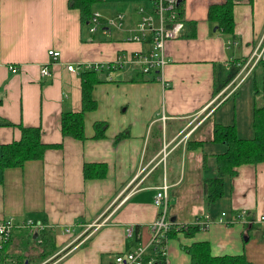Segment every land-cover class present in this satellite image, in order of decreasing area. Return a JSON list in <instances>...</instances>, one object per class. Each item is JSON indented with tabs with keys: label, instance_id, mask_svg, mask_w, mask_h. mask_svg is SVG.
<instances>
[{
	"label": "crops",
	"instance_id": "0c3cea01",
	"mask_svg": "<svg viewBox=\"0 0 264 264\" xmlns=\"http://www.w3.org/2000/svg\"><path fill=\"white\" fill-rule=\"evenodd\" d=\"M223 1L185 0V20L196 21V36L168 42L162 79L132 82L127 78L133 66L125 60L147 48L131 36L139 7L150 9V0H103L96 9L102 22L119 20L100 33L110 41H83L79 9L68 0H0V118L40 126L44 143L61 144L42 159L0 170V222L13 218L16 224L4 247L8 264L22 258L34 264H115L118 254L151 250L154 197L164 184L169 218L178 226L196 225L205 215L213 220L191 235L176 230L167 243L168 264H191L185 247L201 241L209 242L215 256L245 254L252 264H264V223L257 220L264 214V162L240 165L225 177L223 196L206 204L205 180L217 175V155L227 148L212 141L214 124H235L239 137H253L259 97L254 71L247 69L213 93L217 70L224 78L228 61L248 58L264 33V0H235L237 44L229 46L208 19L210 5ZM51 49L60 52L57 60ZM110 62L123 71L109 74L118 81L95 84L97 108L85 113V139L64 136L62 111L82 109L78 70ZM69 64L78 70L70 71ZM45 65L49 76L41 74ZM96 121L108 123L102 138L95 137ZM124 131L129 135L115 142ZM21 134L18 126L0 125V145ZM188 141L204 143L189 148ZM85 163H105V177L85 179ZM224 211L235 221L219 222ZM243 211L245 221L235 218ZM27 219L47 224L55 236L57 251L42 261L38 237L19 226Z\"/></svg>",
	"mask_w": 264,
	"mask_h": 264
},
{
	"label": "trees",
	"instance_id": "16d2710c",
	"mask_svg": "<svg viewBox=\"0 0 264 264\" xmlns=\"http://www.w3.org/2000/svg\"><path fill=\"white\" fill-rule=\"evenodd\" d=\"M102 2L103 0H68L70 8L79 9L83 41L113 40L112 36L99 37L100 33H102L105 28L104 24L97 27L95 31L90 30L93 12ZM249 2L253 5L254 0H249ZM235 4V0H224L221 3L211 4L208 9L209 21L217 26V29L221 31L227 39V43L230 42L229 46L235 45L236 41L234 16ZM178 7L181 15L185 16V0H181ZM196 32V21L185 20V29L182 36L186 38H194L197 34ZM238 60L239 58L234 59L229 63V67L225 69L227 73L224 78H221L220 71L219 69L217 70L214 80V94L219 93L222 88L229 84L231 80L239 74L243 63L238 62ZM218 65L220 64L215 63V66ZM260 66L261 68L258 70L257 68ZM119 71H123V67L114 64L113 62L108 63L100 69H95L93 66L89 67L86 65L82 67V70L79 72L82 81V109L77 112L70 109H64L62 111L61 130L64 136L70 135L77 139H85V113L97 108V101L92 94L93 88L97 83L108 80L118 81L119 79H110L109 74ZM252 71H254L255 94L259 96L254 109V136L250 138L239 137L235 124L228 125L218 122L214 124L212 141L225 144L227 148L225 152L217 155V175L205 180V197L207 206H210L223 196L225 191V177L234 176L240 165L264 162V60H260L256 63ZM129 73L130 76L127 80L132 82L158 80L157 71L144 73L139 65L133 66ZM0 125L18 126L22 132L20 139L0 145V170H4L7 167L22 166L27 160L42 159L48 148L61 146V144L44 143L41 139L42 128L40 126H25L20 123L15 124L9 120L1 118ZM94 127L96 131L95 137L102 138L105 136L108 123L104 121H96ZM128 135L129 133L127 131L119 133L116 136L115 142L120 141ZM203 143V141H188L187 147L197 148L202 146ZM204 166L206 167V162H204ZM83 173L85 179L103 178L107 173V165L105 163H85ZM199 228L201 229L202 227L200 225L186 224L178 226L174 221V224L167 232V237L170 238L172 234H175L176 230L185 231L187 235H191ZM33 235L34 233H29V237L32 238ZM38 238L40 239V242H38ZM38 238L34 240L40 247L36 255L39 257V260L42 261L57 251V245L55 236L52 233V230L48 227L40 232ZM10 239L6 242L0 243V264H8V256L4 247ZM185 249L191 256V264H252L245 254L213 255L211 252V246L207 241L194 242L192 245L185 247ZM155 257L159 264L165 261L160 253H157ZM22 259L23 261L19 260V262L24 264H34L31 263V261L26 262L25 258Z\"/></svg>",
	"mask_w": 264,
	"mask_h": 264
},
{
	"label": "built area",
	"instance_id": "2783aa9c",
	"mask_svg": "<svg viewBox=\"0 0 264 264\" xmlns=\"http://www.w3.org/2000/svg\"><path fill=\"white\" fill-rule=\"evenodd\" d=\"M150 2V9L145 6L139 7L140 19L136 23V26L133 29L134 33L131 36L132 41L143 43L147 45V48L135 51L125 61L128 65H139L144 73L157 71V78L162 79L163 69L169 62V58L165 52L166 46L169 41L182 37L185 29V16L181 15L179 11V0H150ZM120 18L122 17L119 16L118 19ZM118 21L116 19H111L106 23L102 22L100 13L95 10L93 12L90 30L95 31L97 27L104 24L105 31V29L109 27L117 26ZM236 44L237 41H235V45ZM48 52L55 60L60 56V52L55 49H51ZM260 60H264V33L259 40L258 46L248 58L238 61L243 63L240 72L242 73L245 69L250 72ZM125 61L121 60L120 64L122 65ZM231 61L233 60L228 61V65ZM117 62H114V64H118ZM86 66H93L95 69H100L105 66V64L90 63ZM67 68L70 71L78 70L74 64H69ZM9 70L17 72L19 71V66L16 64H9ZM41 74L43 76H49L52 74V71L49 69L48 65H45L41 69ZM167 189V184L160 186L159 191L154 197V203L158 208V214L152 224L151 250H147L146 247H140L134 251L126 253L125 255L118 254L115 257V264H159L155 257L157 253H160L165 259L161 264H168L167 243L169 238L167 237V232L174 224V221L169 218L170 205ZM227 215L226 211L222 212L218 221L224 223L235 221L234 218L227 217ZM205 216L206 218H204V220L195 223L204 229L208 228L213 222L210 215ZM245 216L246 211L235 214V218L238 220L244 218L245 221ZM257 220L258 222L264 223V214L260 215ZM15 226L16 224L13 218H7L0 222V243L6 242L11 238ZM19 226L26 228L31 233H37V237H39L40 232L44 228H47V224L38 221L36 222L33 219H27ZM63 230L61 231L63 232ZM69 231L70 228L65 229V232Z\"/></svg>",
	"mask_w": 264,
	"mask_h": 264
},
{
	"label": "rangeland",
	"instance_id": "374dc122",
	"mask_svg": "<svg viewBox=\"0 0 264 264\" xmlns=\"http://www.w3.org/2000/svg\"><path fill=\"white\" fill-rule=\"evenodd\" d=\"M39 248H40V247H38V249H39ZM37 253H38V250H37ZM35 254H36V253H35ZM35 254H34V255H35ZM21 260L23 261V259H20V261H21ZM19 264H24V263L19 262Z\"/></svg>",
	"mask_w": 264,
	"mask_h": 264
},
{
	"label": "water",
	"instance_id": "95a60500",
	"mask_svg": "<svg viewBox=\"0 0 264 264\" xmlns=\"http://www.w3.org/2000/svg\"><path fill=\"white\" fill-rule=\"evenodd\" d=\"M179 1H181V0H179ZM37 236H38L37 233H34L33 237L36 238Z\"/></svg>",
	"mask_w": 264,
	"mask_h": 264
}]
</instances>
